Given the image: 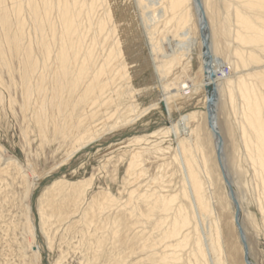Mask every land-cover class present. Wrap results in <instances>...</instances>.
Returning a JSON list of instances; mask_svg holds the SVG:
<instances>
[{"label":"rangeland","instance_id":"rangeland-1","mask_svg":"<svg viewBox=\"0 0 264 264\" xmlns=\"http://www.w3.org/2000/svg\"><path fill=\"white\" fill-rule=\"evenodd\" d=\"M161 28L136 0H0V264H193L182 235H164L178 205L188 204L179 139L200 179L211 174L224 257L245 264L206 124L199 48L161 82L148 59ZM219 58L216 122L231 169L239 132L221 77L238 58ZM105 74L115 76L106 86ZM172 82L194 86L162 103L164 114L159 86ZM191 112L171 132L170 121ZM240 212L250 261L264 264L262 214L247 201Z\"/></svg>","mask_w":264,"mask_h":264},{"label":"bare ground","instance_id":"bare-ground-1","mask_svg":"<svg viewBox=\"0 0 264 264\" xmlns=\"http://www.w3.org/2000/svg\"><path fill=\"white\" fill-rule=\"evenodd\" d=\"M222 1L226 3V8L230 9L232 13L231 22H226L229 20V16L226 12L223 15ZM199 2L200 5L197 4V0H136V5L141 12L148 10L151 20L162 25L160 31H152L148 45L150 47L149 64L161 82L174 69L173 67L180 64L183 59L186 60V63L191 61L194 50L199 48L201 80L198 83L200 88L204 89L205 101L207 98L206 84L215 85L216 100L213 125L218 132L215 105L219 86L217 88L216 67L219 66V57L223 53L227 58L231 53L238 58V64L233 66V71L229 73V70L226 69L224 76L221 77L223 83L221 89L227 92L230 107L236 116L239 139L233 141V156L230 160L227 159L231 163V169H228L224 155L223 140L220 152L223 173L218 160L217 164L226 197L233 209V223L237 228L238 235L239 231L242 232L247 246L248 260L250 264H254L249 258V246L246 242L240 211H242L245 201L255 203L261 212L260 214H262V228H264V0H199ZM258 17L262 20L256 24ZM214 19L218 24V32L222 36V41H218V33L215 34ZM225 24H231L233 33L231 38L229 37V29ZM201 25L203 26V35L207 38L210 55L206 64L203 62L201 51ZM234 25L235 27H233ZM236 43L238 45H235ZM129 50V47L124 49L126 53ZM251 61L256 66H249ZM225 66L230 67L228 64ZM240 66L242 70L239 69ZM205 70L212 72L211 78L206 79ZM254 78H257L258 81H253ZM113 80H115V76L108 78L105 74L104 86L111 84ZM257 83L261 85V91L258 90ZM193 86V84L181 82L161 84V87L159 86V90L161 88L159 103L166 105L172 96L175 94L182 95L185 91L191 90ZM205 112L206 124L211 132L216 154L218 138L208 125L207 111ZM194 114L191 112L187 115H181L178 120H171V132L176 134L181 127H185L188 119L194 118ZM187 147L188 145L183 139L177 140L176 155L183 173L180 193L185 196L188 204L178 205L177 214H174L170 226L164 231V235L166 238H170L181 234L179 245H190L188 254L192 256L193 264H233L230 259H227V256L224 257V235L220 219L214 214L211 204L213 202H211L213 193L209 194L212 185L211 174L208 169L204 171V181L200 179L197 170L193 167ZM136 155L139 154L136 153ZM203 162L205 164V161ZM223 175L228 179L233 190V197L228 193ZM147 200H150V197ZM170 201L171 197L169 200L163 197L160 201L161 207L170 211ZM236 208L238 210V224L234 219ZM247 214L251 224L254 225L253 227L257 228L251 213ZM191 224L193 229H190ZM240 242L243 248V243L241 240ZM171 259L176 261L179 257L172 255ZM158 264H166L165 259L162 258Z\"/></svg>","mask_w":264,"mask_h":264},{"label":"water","instance_id":"water-1","mask_svg":"<svg viewBox=\"0 0 264 264\" xmlns=\"http://www.w3.org/2000/svg\"><path fill=\"white\" fill-rule=\"evenodd\" d=\"M197 4L200 5L199 0H197ZM203 26L201 25V37H202V57H203V62L204 64L207 63V61L210 59V55H209V49H208V43H207V38L203 35V30H202ZM204 75L207 78H211L212 77V72L211 71H204ZM206 94H207V98L205 101V105H206V111H207V121H208V125L211 127V129L213 130L214 134L217 136V143H216V157L218 160V163L220 165L221 170L223 169L221 166V162H220V152H221V146H222V139L219 135L218 130L214 127V121H213V117L215 114V109H214V104H215V100H216V89H215V85L214 84H206ZM162 111L165 114V109L163 104L161 103L160 105ZM223 173V170H222ZM223 179L224 182L226 183V186L228 188V193L231 197H233V190L228 182V179H226L225 175H223ZM235 202V201H234ZM234 219L236 221V224H238V210L236 208L235 213H234ZM239 236H240V240L243 243V250H244V254H243V258L246 264H250L249 260H248V254H247V246L245 244V240L243 237V234L241 231H239Z\"/></svg>","mask_w":264,"mask_h":264},{"label":"built area","instance_id":"built-area-1","mask_svg":"<svg viewBox=\"0 0 264 264\" xmlns=\"http://www.w3.org/2000/svg\"><path fill=\"white\" fill-rule=\"evenodd\" d=\"M224 70H226V68H225ZM185 94H186V93H185Z\"/></svg>","mask_w":264,"mask_h":264}]
</instances>
